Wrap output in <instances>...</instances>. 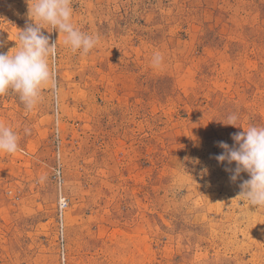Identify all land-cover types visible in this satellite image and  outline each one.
<instances>
[{
    "label": "rangeland",
    "instance_id": "1",
    "mask_svg": "<svg viewBox=\"0 0 264 264\" xmlns=\"http://www.w3.org/2000/svg\"><path fill=\"white\" fill-rule=\"evenodd\" d=\"M73 22L99 42L82 56L43 25L57 89L32 111L0 96L19 136L0 152V264H264L250 177L215 159L243 131L228 115L264 125V0H73ZM28 23L27 0H0V52Z\"/></svg>",
    "mask_w": 264,
    "mask_h": 264
},
{
    "label": "clouds",
    "instance_id": "2",
    "mask_svg": "<svg viewBox=\"0 0 264 264\" xmlns=\"http://www.w3.org/2000/svg\"><path fill=\"white\" fill-rule=\"evenodd\" d=\"M28 16L33 23H28L20 30L19 44L7 53L0 52V96L9 92L19 96L27 111L34 110L44 99L46 89H57L54 61L57 56V42L50 43V37L42 32L47 24L64 34L63 43L72 52L79 51L86 56L94 49L99 37L88 34L73 22V0H27ZM49 32V31H48ZM4 43L0 42V47ZM154 68H161L164 56L155 52L151 59ZM239 117L228 115L225 125L243 128L242 132L232 134L235 142L229 146L218 142L223 153L215 159L236 167L225 168L232 173L230 179L235 182L241 173H247L249 179L243 180L238 197H243L250 205L264 207V125L251 124L247 127L238 124ZM25 134L30 129H24ZM19 150V136L8 125L0 122V152L14 154ZM199 163L198 160L193 161ZM206 171V170H205Z\"/></svg>",
    "mask_w": 264,
    "mask_h": 264
},
{
    "label": "built area",
    "instance_id": "3",
    "mask_svg": "<svg viewBox=\"0 0 264 264\" xmlns=\"http://www.w3.org/2000/svg\"><path fill=\"white\" fill-rule=\"evenodd\" d=\"M61 204H62V205H61L60 208H61V210L63 211V210L68 206V204H67L66 200H64V199L61 200Z\"/></svg>",
    "mask_w": 264,
    "mask_h": 264
}]
</instances>
